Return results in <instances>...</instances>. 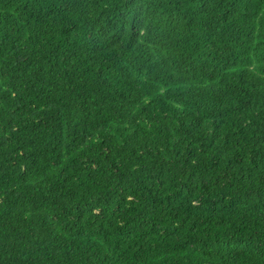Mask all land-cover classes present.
<instances>
[{"label": "trees", "instance_id": "obj_1", "mask_svg": "<svg viewBox=\"0 0 264 264\" xmlns=\"http://www.w3.org/2000/svg\"><path fill=\"white\" fill-rule=\"evenodd\" d=\"M0 264H264V0H0Z\"/></svg>", "mask_w": 264, "mask_h": 264}]
</instances>
